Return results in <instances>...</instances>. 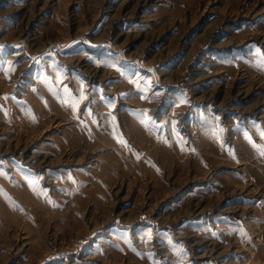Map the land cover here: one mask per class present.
Listing matches in <instances>:
<instances>
[{
    "label": "rangeland",
    "instance_id": "374dc122",
    "mask_svg": "<svg viewBox=\"0 0 264 264\" xmlns=\"http://www.w3.org/2000/svg\"><path fill=\"white\" fill-rule=\"evenodd\" d=\"M0 264H264V0H0Z\"/></svg>",
    "mask_w": 264,
    "mask_h": 264
}]
</instances>
